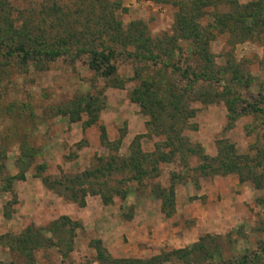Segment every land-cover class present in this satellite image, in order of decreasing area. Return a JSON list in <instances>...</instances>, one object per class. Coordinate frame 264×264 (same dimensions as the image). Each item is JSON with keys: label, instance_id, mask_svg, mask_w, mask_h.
Listing matches in <instances>:
<instances>
[{"label": "rangeland", "instance_id": "374dc122", "mask_svg": "<svg viewBox=\"0 0 264 264\" xmlns=\"http://www.w3.org/2000/svg\"><path fill=\"white\" fill-rule=\"evenodd\" d=\"M230 1L239 6L264 3ZM90 2L0 0V19L6 18L0 21V264H98L92 248L95 240L113 259L145 260L189 247L192 238L186 233L195 226L202 229L195 232V242L209 236L206 243L211 242L210 249L220 254V258L212 255L202 264H240L243 258L244 264H264V11L250 27L248 37L240 41L213 24L215 15L231 11V4L224 0H104L105 10L94 4L89 7ZM102 13H109L119 24L117 32H103L99 39L104 53L108 48L115 53L109 62L115 73L108 78L88 67L92 57L87 50L76 53L74 49L81 43H87L89 49L98 42L91 32ZM178 14L191 19V24L201 30V37L208 40V72L213 79L189 82L197 61L191 57L189 41L177 38ZM246 25L249 27V21ZM84 27L89 28L88 35H78L77 45L66 46L64 52L39 65H23L20 54L13 50L18 35L33 38L36 50L37 41L43 37L46 46L57 49L59 40L67 39V34L82 33ZM152 80V90L164 98L163 102L178 98L181 121L165 134L177 133L192 150L190 154L176 152L171 163L156 166L157 178L142 180L139 185L126 181L131 173L125 169L89 179V185L74 189L77 203L79 190L88 192L83 207L71 202L62 187L55 186L54 190L63 197L42 184L44 177L49 181L76 177L96 168L98 158L113 155L132 114L144 124L149 121L140 114L139 105L129 101V95L140 82ZM84 95L94 97L90 109L99 110L97 121L85 128L88 114L81 113L77 122L70 123L58 111ZM253 108L261 112H253ZM170 110L165 111L166 119L159 129L171 124L167 117ZM100 126L104 127L107 145L100 141ZM149 131L145 134L144 128L136 135L139 151L145 155L168 152L169 147L161 148L164 134L155 136L157 131L152 127ZM125 144L117 156L128 154ZM25 145L30 148L27 159L22 156ZM203 156L207 163L211 158L232 162L235 173L200 177L194 168L202 163ZM19 168L21 179L14 178ZM171 172L177 177L174 191L180 194L167 209L169 215L160 213L171 226L173 243L164 245L154 256H117L110 231L121 222L130 223L144 209L148 197L155 199L159 189L152 187H167ZM230 178L237 181L236 188L225 181ZM124 190V199L114 195ZM96 192L110 201L103 204L99 195H91ZM60 217L69 218L71 223L60 229ZM54 222L58 226L55 233ZM24 237L29 239L22 245L28 255L18 244ZM122 241H126L123 236Z\"/></svg>", "mask_w": 264, "mask_h": 264}, {"label": "trees", "instance_id": "16d2710c", "mask_svg": "<svg viewBox=\"0 0 264 264\" xmlns=\"http://www.w3.org/2000/svg\"><path fill=\"white\" fill-rule=\"evenodd\" d=\"M199 0H195L197 2ZM225 3L231 4L232 2L230 0L226 1ZM89 7L97 5L102 10H105L104 0H91L89 3ZM94 4V5H93ZM3 9V8H2ZM91 10V9H89ZM101 10V12H102ZM264 11V3L262 1L254 2V3H247L246 5L239 6L236 3L231 4V11L223 13V14H217L214 16V26L219 27L220 31H227L229 34H234L235 37H238L237 39L244 40L248 36L247 34L250 31V27L253 25L255 26L258 21V17L261 12ZM0 21L3 22L6 21L5 16L1 17ZM191 19L187 20L186 17L183 15H177L176 16V23H178V30L180 31L177 38L182 41H189V44H191L192 49L191 51V57L194 58L195 61H197L194 65V68L191 69L189 75L191 76L190 83H196L198 81L204 82L209 81L210 79H213L211 74L208 72V64H209V54L207 51V43L208 40H205L201 37L200 33L201 30L198 29L196 26L192 25ZM249 21L250 25L249 27L246 25V23ZM87 23V22H86ZM86 25V24H85ZM95 28L91 32V35H95V40L98 42L96 44H92L91 48L87 49V43H81L78 47L74 48L76 49V53L83 52L87 50V52L91 55L92 59L88 65V67L93 70L95 73L99 74L101 77L108 78L110 75H113L115 73V68L109 64L111 58L115 55L113 50L108 48L106 50V53L101 50V43H99V39L103 32L113 30L114 32H117L119 29V24L116 23L110 16L105 13H102L100 17H97L95 19ZM3 27V26H2ZM7 27L4 29L2 28V33L7 31ZM89 27V26H88ZM87 27H84V30L82 33H75V35H68L67 39H61L59 40V46L60 48L52 49L46 46L45 37H43L39 46H37L39 49L33 48L34 39L22 35H18L19 38L18 44L15 48H13L14 52L19 55V61L23 65L26 64H33L39 65L40 61H50L56 56L59 55L60 52H64V49L66 46H75L78 44L79 40L77 39V36L79 35L81 38H84L88 34ZM121 33V30H120ZM43 35V34H42ZM134 38V37H133ZM132 38V40H133ZM175 38V39H177ZM140 35L138 36V41L140 42ZM91 44V43H90ZM63 47V48H62ZM145 47V45L143 46ZM41 48V49H40ZM61 49V50H59ZM97 49H100L97 51ZM67 53V52H66ZM144 55V54H143ZM142 58L148 59L147 55L143 56ZM141 56V55H140ZM41 59V60H40ZM166 66V65H164ZM173 70H177V68H174V65H171ZM153 80L151 82H140V86H138V89H134L130 92L129 95V101L132 103H136L140 107V114L144 116L149 117V121H147L144 124V128L146 130V133H149V127H152L155 129L156 134L155 136H162V133L165 137V142L162 143L161 148H167L169 147V151L165 154L163 152H155L154 155H145L142 154L139 151L138 146V139L139 136H134L133 139L130 141L128 145V154L125 157H119L116 155L119 145H120V139L117 140V145L115 148H113L112 153L113 155L109 156L108 158H98L99 165L94 168L93 170H84L81 172L78 176L70 178L68 180L59 181L53 180L49 181L46 177L41 179L42 184L50 190H53L56 192V194L63 197V194L57 192L54 190L55 186L62 187L64 191L68 192L69 200L73 203H77L75 200L76 193H75V187H81L85 183H89V179H95L97 176H104V173L110 174L111 172H115L117 170L125 169L128 173H131L129 177H127L126 181H133L136 184H140L142 180H152L159 176V171L157 170V165L162 163H171L173 156L177 153H191L192 150L186 147L185 141L180 138L177 133L172 134L170 136L169 134H165L166 131H170L171 127L173 125H176L180 123L179 115H181V110L178 108V98H172L170 102L166 103L163 102L164 98H158L157 93H154L152 90L153 87ZM121 87V86H120ZM175 97V96H174ZM94 97L90 95H84V96H77L70 102H68L66 105H64L60 110L59 113L63 115V117L67 118V120L71 122H77L80 119V114H88L90 117V120L86 121L84 123V128L88 127L92 124H94L97 119L98 115L95 110H91V106L94 103ZM171 103V104H170ZM176 103V105H175ZM250 107V106H248ZM171 108V114H169L168 121L171 122L170 125H168L165 129H159L160 126H162V122L166 119V113L165 111H168V109ZM89 109L91 112H89ZM241 111V110H240ZM253 112H261L260 110L253 108ZM184 120V119H183ZM182 123V122H181ZM100 132V141L102 144L107 145L108 143L105 141V135H104V127H99ZM141 135V136H145ZM124 136V135H122ZM158 147V146H157ZM160 147V146H159ZM22 156L24 157L27 152L30 150L28 146H23L22 148ZM156 151V150H155ZM219 154V153H218ZM27 155L25 159H27ZM183 158V157H181ZM152 159V160H149ZM208 158L203 156L202 157V163L199 164L194 168L195 171H197L198 175L200 177H207V176H225L232 173H235V166L232 164V162H225L223 159L218 158H211L209 161L211 163H216L215 166H211V163H207L206 160ZM102 162H105L104 164ZM19 173L14 178H22V172L21 168H19ZM177 177L174 173L169 174V181L167 187L160 188L158 184H154L152 187L157 190L156 194H154V198L156 200L160 201V210L165 215H169V212L167 209L170 207H173V199H174V185H175V179ZM8 179V177H7ZM12 178H9V181ZM240 178V182H242ZM9 183V182H7ZM92 185V184H90ZM195 185V182H194ZM79 196L80 200L77 203L79 207L84 206V197L88 194V192L79 190ZM91 194V193H89ZM91 195H99L100 198H102L101 194L99 193H92ZM114 195H118L120 199H124V197L127 195V191L124 190L123 192H114ZM102 198V203L107 204V201H110V199ZM59 220L61 221V225L59 228H63V226L67 225V223H71L69 218L67 217H60ZM57 223H53L52 231L55 233L58 226H56ZM29 233V231H27ZM51 232V230L49 231ZM70 232V230H68ZM36 233V232H35ZM27 234V233H26ZM29 236V235H28ZM38 236V235H36ZM209 239V236H202L197 239V241L193 244H191L187 248L182 249H176L171 250L169 253L164 254L160 253L157 256L140 260V259H130V258H111L107 255L105 250L101 247L100 242L98 240H95L92 243V248L95 251V257L94 261L98 264L106 263V264H163L168 263L170 261H176L178 264H202L206 262L209 259H212L214 255L220 258L219 252L212 251L210 249L209 244L206 243V240ZM29 242L28 237H24L18 244L20 245V248L23 247L22 252L23 254L26 253V246H22L23 244H27ZM213 255V256H212ZM173 259V260H172ZM245 259L243 258L240 264H244Z\"/></svg>", "mask_w": 264, "mask_h": 264}, {"label": "crops", "instance_id": "0c3cea01", "mask_svg": "<svg viewBox=\"0 0 264 264\" xmlns=\"http://www.w3.org/2000/svg\"><path fill=\"white\" fill-rule=\"evenodd\" d=\"M143 132L144 123L142 119H140L137 114H132L128 120L126 134H124L125 137L120 142L119 147H123L124 143H126L125 145L127 148L133 137L142 134ZM225 181H229L233 188L238 186L237 181L233 178ZM214 183H216L215 180ZM179 194L180 192L177 190L174 191V197L177 198ZM147 199L148 201H146L144 209H140L138 215H135L130 223L121 222L110 231V233L113 234V237L111 238L114 239L111 245H115V248L113 249L117 256L133 258L154 256L159 253V250L164 245L169 246L173 243L171 241V226L162 219V214L160 213V201L151 199L150 197ZM197 230L202 229L201 227L199 229L198 226H195L191 227L186 233L188 238H192L190 243L195 242V238L197 237V235L195 236V232ZM122 236L126 241H122ZM184 240L186 239L183 238L182 241Z\"/></svg>", "mask_w": 264, "mask_h": 264}]
</instances>
